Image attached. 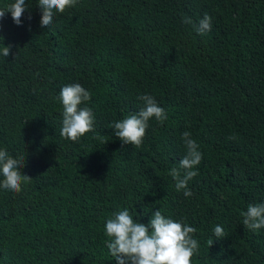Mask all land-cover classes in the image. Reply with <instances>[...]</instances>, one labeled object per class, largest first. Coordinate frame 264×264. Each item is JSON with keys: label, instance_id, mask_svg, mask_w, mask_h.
Masks as SVG:
<instances>
[{"label": "trees", "instance_id": "trees-1", "mask_svg": "<svg viewBox=\"0 0 264 264\" xmlns=\"http://www.w3.org/2000/svg\"><path fill=\"white\" fill-rule=\"evenodd\" d=\"M26 3L21 25L11 13L0 22V50L12 45L0 55V149L24 157L31 177L19 192L0 188V264H118L105 225L125 209L196 228L192 264H264V227L245 228L242 215L264 203V0H78L47 28L38 0ZM205 13V35L182 23ZM76 83L96 122L73 142L60 135L58 97ZM145 94L168 119L125 145L112 125ZM185 131L203 154L192 197L169 174ZM217 225L227 236L216 240Z\"/></svg>", "mask_w": 264, "mask_h": 264}, {"label": "clouds", "instance_id": "clouds-1", "mask_svg": "<svg viewBox=\"0 0 264 264\" xmlns=\"http://www.w3.org/2000/svg\"><path fill=\"white\" fill-rule=\"evenodd\" d=\"M78 0H38L42 9L40 26H50L57 13H64L67 8L75 7ZM26 0H15L5 7H0V22L6 13H11L16 25L22 24V15L28 9ZM31 19V17H29ZM182 23L192 25L200 35H205L212 30V17L205 13L195 24L190 17H185ZM2 29V23H0ZM3 37L0 36V41ZM12 45L4 46L0 55L7 58L11 54ZM58 99L63 105V120L60 135L73 142L79 141L86 133L95 131L96 117L92 108L87 106L91 100V92L81 84L64 86ZM144 106L123 120L114 122L112 128L116 138L125 145L140 147L146 137L149 121L153 118L163 124L167 119L166 110L161 107L151 95L138 97ZM182 139L186 147V154L180 160L179 166L170 170L169 174L175 179L177 192L183 190L185 197H192L194 193L188 187L189 181L197 176L193 170L203 158L199 145L192 138V133L185 131ZM24 157L13 158L6 149H0V188L14 192L21 191L23 182L31 177L21 169L25 167ZM183 171V175L181 174ZM243 225L250 230H259L264 227V203L249 204L247 211L242 213ZM196 228L186 222L166 218L161 210H156L150 221L145 224L138 219H133L130 212L125 209L113 214L105 225V233L110 239L107 248L118 264H192L194 254H198L199 243L194 238ZM217 239L226 237L220 225L214 228ZM209 248L213 241L209 240Z\"/></svg>", "mask_w": 264, "mask_h": 264}]
</instances>
